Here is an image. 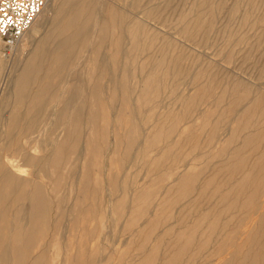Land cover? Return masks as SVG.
I'll use <instances>...</instances> for the list:
<instances>
[{
  "label": "rangeland",
  "instance_id": "obj_1",
  "mask_svg": "<svg viewBox=\"0 0 264 264\" xmlns=\"http://www.w3.org/2000/svg\"><path fill=\"white\" fill-rule=\"evenodd\" d=\"M205 1L100 0L107 12L95 53L68 60L61 51V64L49 44L30 84L36 99H6L0 132L20 152L29 147L23 135H48L45 148L30 150L43 160H15L32 178L33 199L17 190L0 209L1 222L49 207L46 218L32 216L39 237L32 255L42 261L28 264H264V0ZM25 57L0 74V95L13 90ZM8 141L0 138V150L12 151ZM2 250L0 264H17L2 260Z\"/></svg>",
  "mask_w": 264,
  "mask_h": 264
},
{
  "label": "bare ground",
  "instance_id": "obj_2",
  "mask_svg": "<svg viewBox=\"0 0 264 264\" xmlns=\"http://www.w3.org/2000/svg\"><path fill=\"white\" fill-rule=\"evenodd\" d=\"M49 1L50 0H48L47 1V3H46V5H45V7H44V9L42 10V12L39 14V16L37 17V19L35 20V22L33 23V25L30 27V29L23 35V37L14 45V46H12L10 49H9V52H7V53H2V54H4V55H2L1 54V56H3V57H1L0 58V74L3 72V71H5V69L7 70L8 68V71H9V73L10 72H14V71H16L17 70V66L19 65V64H21L22 62H23V59H24V57L28 54V59H27V61H26V63L25 64H27V67L26 68H24V69H22L21 70V75H18V76H16V77H14V79H12V80H14V83L12 84V91L11 92H3L1 95H0V110H1V108L3 107L2 105L4 104V103H7L6 102V99H8V97L10 98V97H14V99L16 100L15 102H20V100H21V98L23 97V96H28L29 98H31L33 101L36 99V94H38L37 92H32L31 90H34L35 89V87H32V86H30V84H31V82L33 83V84H35L36 83V77H35V72H37V74H38V71H40V68L38 69V66H40L39 65V62H38V59H42L43 58V56H45V54L43 55L42 54V52L44 53H46V51L48 52V45L49 44H51V43H54L53 45H54V48H53V51H54V55L56 56V57H58L57 58V60L62 64L63 62H64V56L62 57V53H61V51L63 52L64 51V53L66 52L67 53V55H68V60H71L72 58H73V56L78 52V51H83V52H87V53H95V51H96V48H97V46H99V44H100V28H101V25H102V23L105 21V18H103V17H101L102 15H105L106 13H105V11H106V8H107V5H103L102 3H100V0H99V2H98V0H95V4L94 3H92V5L94 4L95 5V7L93 8L92 7V5H91V2L90 1H88V0H51V2H50V4H49ZM94 1V0H93ZM92 1V2H93ZM121 1V0H120ZM123 1H125L126 2V0H123ZM128 1V0H127ZM102 2V1H101ZM204 2H206L205 0H204ZM208 2V1H207ZM104 4H106L105 2H104ZM53 6V8L55 9V13H54V15H53V17H52V20H51V22H49V20H48V22H46V20H44V19H46V17L43 19V17H44V15H45V12H47L46 10H47V8L48 7H50V6ZM93 5V6H94ZM104 6H105V8H104ZM52 7H50V9H51ZM49 9V8H48ZM54 9H53V11H54ZM204 9V8H203ZM115 10V9H114ZM109 11V10H108ZM107 12V11H106ZM113 12H115V11H113ZM112 12V13H113ZM118 13V12H117ZM120 14V13H119ZM49 15H50V13H49ZM109 15V14H108ZM114 15V14H113ZM118 15V14H117ZM107 16V15H106ZM106 16H104V17H106ZM110 17H111V15H110ZM118 17V16H117ZM49 18V17H48ZM106 19H108V18H106ZM117 19H119V18H117ZM188 19H189V22H191L190 21V18L188 17ZM201 19V18H200ZM110 20V19H109ZM187 20V19H186ZM185 20V21H186ZM198 21H199V19H197ZM115 21H116V19H115ZM197 21V22H198ZM200 23H201V21H199ZM106 23V22H105ZM116 23H117V21H116ZM120 23H121V21H120ZM125 23V22H124ZM184 24L186 23V22H183ZM182 23V24H183ZM107 24H108V21H107ZM122 24V23H121ZM197 24V23H196ZM195 24V25H196ZM105 25V24H104ZM118 25H119V23H118ZM125 25V24H124ZM123 25V26H124ZM194 25V24H193ZM194 25V26H195ZM201 25V24H200ZM186 26H188V22H187V25H185L184 27H186ZM192 26V25H191ZM190 26V24H189V27H186L188 30H189V28L191 27ZM127 27V26H126ZM125 27V28H126ZM124 28V27H123ZM128 30H130V29H128ZM127 30V31H128ZM187 30V31H188ZM58 31V32H57ZM131 31V30H130ZM184 32V31H183ZM182 32V33H183ZM188 32H190V30L188 31ZM58 33H59V36H61V39H60V41L57 43L56 42V39H59V38H57V35H58ZM123 33H126L125 31L123 32ZM129 33V32H128ZM191 33V32H190ZM189 33V34H190ZM127 34V33H126ZM185 34V33H184ZM186 34H187V32H186ZM185 34V35H186ZM127 35H129V34H127ZM187 36V35H186ZM128 39V38H127ZM58 41V40H57ZM56 42V43H55ZM127 43V42H126ZM1 45V44H0ZM46 46V47H45ZM51 46V45H50ZM154 46V45H153ZM1 47H2V45H1ZM16 47V48H15ZM3 48V47H2ZM15 48V49H14ZM51 48V49H52ZM164 49V48H163ZM165 50V49H164ZM2 51H3V49H2ZM52 51V50H51ZM100 51V50H99ZM12 53V54H11ZM81 53V52H80ZM41 55V56H40ZM39 56H40V58H39ZM47 56V55H46ZM46 56H45V58H46ZM48 56L50 57V53H48ZM55 56H53V57H55ZM27 57H25V58H27ZM167 57V56H166ZM159 58V57H158ZM161 58V57H160ZM176 59H177V57H175ZM174 59V58H173ZM176 59L174 60L175 62H176ZM48 60V59H47ZM90 60V59H89ZM161 60V59H160ZM163 60V59H162ZM169 60V59H168ZM168 60H166V61H168ZM171 60H172V58H171ZM178 60V59H177ZM61 61H63V62H61ZM173 61V60H172ZM25 62V61H24ZM165 62V61H164ZM164 62H163V64H164ZM169 62V61H168ZM178 62V61H177ZM59 63V65L58 64H56V66H61V64ZM166 63V62H165ZM173 65H175V63H173ZM177 65V64H176ZM24 66V65H23ZM164 67V66H163ZM165 68V67H164ZM175 68V66L173 67V69ZM63 71V70H62ZM34 72V76H33V73ZM19 73V72H18ZM30 74V75H29ZM84 77V76H83ZM56 78H59V77H56ZM64 78V77H63ZM80 78V77H79ZM78 78V79H79ZM84 78H86V77H84ZM39 79V78H38ZM99 79V78H98ZM76 80V79H75ZM81 79H79L78 80V82L80 81ZM83 80H85V79H83ZM86 81V80H85ZM98 81H100V80H98ZM76 82V81H75ZM81 82V87H82V80L80 81ZM84 82V81H83ZM77 83V82H76ZM76 83H73V85L72 86H74V84H76ZM96 83V82H95ZM99 83V82H98ZM87 84V83H86ZM100 84V83H99ZM99 84H98V86H99ZM77 87H78V85H76ZM80 86V85H79ZM86 86V85H85ZM98 86H97V88H98ZM38 88H41L42 87V85H38L37 86ZM75 87V86H74ZM73 87V88H74ZM100 87V86H99ZM71 88V87H70ZM70 88H69V90H70ZM78 89V88H77ZM82 89V88H81ZM98 90H99V88H98ZM85 91V90H84ZM86 91H87V88H86ZM74 91H72V93H73ZM71 93V92H70ZM80 93H84V92H80ZM90 93H91V91H90ZM79 94V93H78ZM97 94V93H96ZM48 96H49V93L47 94ZM71 96H72V94H70ZM75 95V93L73 94V96ZM86 95H88L87 93H86ZM70 96V97H71ZM72 96V97H73ZM77 96H80V95H77ZM76 95L74 96V98L75 97H77ZM82 96H84V95H82ZM82 96H81V99H82ZM69 97V96H68ZM72 97H71V99H72ZM85 97H87V96H85ZM84 97V98H85ZM46 98V97H45ZM73 98V99H74ZM79 98V97H78ZM84 98L82 99L83 100V102L85 101L86 102V99L84 100ZM264 98V97H263ZM13 99V100H14ZM81 99L79 100V99H77V100H79V102L81 101ZM98 99V98H97ZM96 99V100H97ZM29 100V99H28ZM75 100V99H74ZM76 100V101H77ZM89 100V99H88ZM262 100V99H261ZM13 102V101H12ZM25 102V101H24ZM45 102V101H44ZM43 102V103H44ZM88 102V101H87ZM77 103V102H76ZM258 104H259V102H258ZM10 105V104H9ZM85 105V104H84ZM260 105V104H259ZM6 106V105H5ZM46 106V105H45ZM85 106H87V104L85 105ZM7 108V107H6ZM23 108H24V106H23ZM83 108H85V107H83ZM258 108H259V106H258ZM10 109V108H9ZM38 109V108H37ZM77 110V109H76ZM86 110H87V108H86ZM38 111V110H37ZM21 112V111H20ZM43 112V111H42ZM41 112V113H42ZM70 112H71V110H70ZM76 112V111H75ZM84 112V111H83ZM33 113V112H32ZM31 113V114H32ZM81 113V112H80ZM3 114H1V116H2ZM21 116V115H20ZM17 120L19 121V119L17 118ZM41 120V119H40ZM26 122V121H25ZM31 122V121H30ZM258 122V121H257ZM256 122V123H257ZM76 123V122H75ZM19 124H20V122H19ZM18 124V125H19ZM25 125V124H24ZM23 125V126H24ZM40 125V124H39ZM259 125V124H258ZM4 127H5V124H1L0 123V129H4ZM19 127V126H18ZM261 127V126H260ZM264 127V126H263ZM12 128V127H11ZM38 128V127H37ZM23 129V128H22ZM39 129H40V127H39ZM17 130V129H16ZM15 130V131H16ZM37 130V129H36ZM35 130V131H36ZM261 129H259V131H260ZM32 131H34L33 129H32ZM35 131L34 132H32V133H28V134H25V135H23V137H24V139L23 140H25V145H28L29 147H28V150H26L25 148H22L21 149V152L18 150V147H20V143H18V142H16V140L15 139H12V136H10V135H7V134H4V132H0V138H4V139H8L9 141H8V144L7 145H9V146H11V148H12V151H9V150H6L5 151V149H4V151H2V148H1V150H0V209L2 208H5L4 207V205H5V199L6 198H8V197H10L9 195H12V194H15V193H17V190L19 191V195H17V196H19L20 198H26L27 200H29V199H33V197L31 196L32 195V193H31V195H29V192H30V189H28V187H29V185L31 184V180L30 179H32V178H29V179H24L23 178V175L21 174V171H22V173H24L25 174V172H23V170L24 169H22L21 170V165H17V164H15V160H17L19 157L18 156H21L22 157V159H23V162H25L24 163V165L28 162V159L29 158H31V157H37V156H35V155H33L32 154V151H30L31 149L32 150H34L35 151V149H37V148H40L41 147V145H42V147H43V141H45L44 139L46 138L47 140H48V138H47V136H45L44 134H42L40 131V133L41 134H38L37 136H34V137H31V135H33V134H35ZM38 131V130H37ZM36 131V132H37ZM8 132V131H7ZM39 132H37V133H39ZM43 132V131H42ZM252 132H254V131H252ZM252 132H250V133H252ZM21 133V132H20ZM255 133V132H254ZM260 133V132H259ZM258 133V134H259ZM247 134V133H246ZM245 134V135H246ZM257 133H256V135H258ZM12 135V134H11ZM20 135V134H19ZM19 135H17V136H19ZM255 135V136H256ZM259 135H262L261 133L259 134ZM258 135V136H259ZM16 136V137H17ZM45 136V138H43ZM255 136H253V137H255ZM15 137V136H14ZM22 137V138H23ZM50 137V136H49ZM21 138V139H22ZM259 139H258V142H260V136L258 137ZM50 140V139H49ZM263 140V139H262ZM55 141V140H54ZM54 141H53V143H54ZM48 142V141H47ZM51 142V141H50ZM256 143H257V141H255ZM42 143V144H41ZM49 143V142H48ZM5 144V143H4ZM252 144V143H251ZM250 144V147L252 146ZM255 144V143H254ZM258 144V143H257ZM262 144V143H261ZM50 145V144H49ZM238 145V144H237ZM239 145H240V143H239ZM44 146H45V144H44ZM245 146V145H244ZM261 146V145H260ZM2 147V146H1ZM23 147V146H22ZM239 147V146H238ZM253 147V146H252ZM251 147V148H252ZM258 145L256 146V148L258 149ZM262 147V146H261ZM5 148V147H4ZM43 148H45V147H43ZM236 148V147H235ZM247 148H249V146L247 147ZM255 148V147H254ZM253 148V149H254ZM24 149V150H23ZM42 149V148H41ZM252 149V150H253ZM23 150V151H22ZM38 150V149H37ZM36 150V151H37ZM44 150V149H43ZM45 150H47V148L45 149ZM233 150H234V148H233ZM239 150V149H238ZM246 150H248V149H246ZM245 150V151H246ZM259 150V149H258ZM242 153H244L243 151H244V149L243 150H240ZM236 152H239V151H236ZM250 152V151H249ZM260 152H262V151H260ZM260 152H258V153H260ZM17 153H19L18 155H16ZM234 153V152H233ZM246 153V152H245ZM253 154H256V153H254V150H253V152H252ZM240 154V153H239ZM45 155V154H44ZM236 155H238V153L236 154ZM258 155V154H257ZM40 156V155H39ZM50 156V155H49ZM49 156H47L48 158H49ZM238 156H241V155H238ZM237 156V157H238ZM252 156V155H251ZM249 157V160L252 158L253 160H252V162L254 161V156H252V157ZM44 156H40V157H37L35 160H37V159H42ZM233 157V156H232ZM17 158V159H16ZM45 158V157H44ZM43 158V159H44ZM32 159V158H31ZM42 159V160H43ZM230 159H231V157H230ZM230 159H226V160H224V163H226L228 160H230ZM236 159V158H235ZM235 159H233L234 161H235ZM244 159H245V157H244ZM255 159H257L256 157H255ZM30 160V159H29ZM42 160H40V161H42ZM47 160V159H46ZM232 160V161H233ZM247 160V159H246ZM246 160H244V161H246ZM258 160H260V161H258L259 163L258 164H260V166H262V167H264V153L261 155V158H259ZM226 161V162H225ZM243 161V163H245ZM18 162V161H17ZM22 162V163H23ZM48 162H49V159H48ZM236 162L238 163V161L236 160ZM247 162H249V161H247ZM250 162H251V160H250ZM19 163V162H18ZM33 163H35L34 161H33ZM41 163V162H40ZM46 163V162H45ZM229 163L231 164V166H232V163H235V162H230L229 161ZM241 164V166L243 165V167H244V165H246V167H247V165H248V163H246V164ZM21 164V163H20ZM38 164V163H37ZM256 164V163H255ZM258 164H257V166H258ZM32 165V164H31ZM27 166V165H26ZM25 166V167H26ZM36 166V165H35ZM229 166V165H228ZM230 166V167H231ZM233 166H235L234 164H233ZM238 166H240V164L238 165ZM240 166V167H241ZM251 166H253V164L251 165ZM250 166V167H251ZM256 166V167H257ZM230 167H227V168H230ZM240 167H238L239 169H241V171H242V168H240ZM24 168V167H23ZM40 168V167H39ZM235 168V167H234ZM237 168V167H236ZM249 168V167H248ZM258 168H259V166H258ZM255 169H257V168H255ZM254 169V170H255ZM42 170V169H41ZM229 170V169H228ZM246 170V169H245ZM253 170V171H254ZM259 170H260V168H259ZM25 171V170H24ZM236 171H237V169H236ZM235 171V172H236ZM240 170H238V172H239ZM257 171H258V169H257ZM256 171V172H257ZM261 172H262V169L260 170ZM255 172V173H256ZM264 172V171H263ZM263 172L261 173V174H263ZM233 173V172H232ZM250 173H252V172H250ZM254 173V174H255ZM240 174V173H239ZM243 174H244V172H243ZM257 174V173H256ZM255 174V175H256ZM230 175L232 176V174L230 173ZM241 175H242V173H241ZM235 176H236V174H235ZM254 176V175H253ZM252 175L250 176V177H253ZM257 176V178L260 176V175H256ZM255 176V177H256ZM30 177V176H29ZM241 177H243V176H241ZM241 177H240V179H241ZM255 177H253V178H255ZM252 178V179H253ZM35 178H33V180H34ZM252 179H249V181L250 180H252ZM257 180H259V179H257ZM248 181V182H249ZM254 181V180H253ZM252 182V181H251ZM257 181H256V178H255V183H256ZM260 182H261V180H260ZM244 183V182H243ZM253 183V182H252ZM37 184H39L38 182L35 184V185H37ZM42 184V183H41ZM190 184V183H189ZM189 184H185V185H189ZM242 184V183H241ZM247 184V183H246ZM245 184V185H246ZM251 184V183H250ZM33 185V184H32ZM32 185H31V187H32ZM46 185V184H45ZM183 186L182 187V189L184 188L185 189V187L186 186ZM260 185H261V183H260ZM40 186V185H39ZM38 186V187H39ZM43 185H41L40 187H42ZM190 186H191V184H190ZM189 186V187H190ZM262 186V185H261ZM171 187V186H170ZM173 187H175V186H173ZM172 187V188H173ZM245 187H247V186H245ZM250 187H251V185H249V189H250ZM255 187V186H254ZM168 188V187H167ZM43 189H44V187H43ZM48 189V188H47ZM177 189V188H176ZM176 189H174V190H176ZM181 189V190H182ZM186 189H187V187H186ZM184 190V191H187V190ZM253 189V188H252ZM258 189V191L261 189V187L259 186V188H257ZM32 190H33V188H32ZM168 190H169V188H168ZM167 190V191H168ZM171 190H173V189H171ZM180 190V192L182 193V191ZM263 190V189H262ZM47 191V190H46ZM164 191H166V189L164 190ZM244 191V190H243ZM251 191V190H250ZM173 192L174 191H172V193L171 194H173ZM189 192V191H188ZM264 192V191H263ZM35 193V192H34ZM164 193V192H163ZM170 193H169V195H170ZM178 193V192H177ZM181 193H179L181 196H182V194ZM185 193H187V192H185ZM249 193V192H248ZM165 194V193H164ZM167 194H168V192H167ZM176 194V193H175ZM258 195H259V193H257ZM47 195V194H46ZM46 195H45V197H46ZM169 195H167V196H169ZM180 195H177L178 196V198L176 199L177 201H178V199L181 197ZM249 195V194H248ZM262 195H264V193H262ZM13 196V195H12ZM48 196H50L49 195V193H48ZM180 196V197H179ZM15 197V196H14ZM13 197V198H14ZM176 197V196H175ZM175 197H173V198H175ZM184 197V196H183ZM37 198V195H35V199ZM182 198V197H181ZM180 198V199H181ZM185 198V197H184ZM179 199V200H180ZM183 199V198H182ZM9 200V199H8ZM7 200V201H8ZM10 200H11V197H10ZM46 200V199H45ZM45 200H44V202H45ZM15 201H16V199H15ZM15 201H13V202H15ZM25 201V200H24ZM175 201V200H174ZM174 201L172 200V202L171 203H174ZM177 201H175V202H177ZM26 202V201H25ZM9 203V202H8ZM18 203H19V201H18ZM263 203V202H262ZM16 204V203H15ZM20 204V203H19ZM23 204V203H22ZM32 204H33V200H32ZM46 205L47 204H45V206L43 205V207L42 208H39V210L37 211V212H35L34 214L35 215H37V216H39L40 218H46L45 216H46V212H45V210L47 209V207H46ZM171 205H173V204H171ZM5 206H7V205H5ZM15 206V205H14ZM20 206V205H19ZM18 206V207H19ZM28 206H30V205H28ZM126 206V205H125ZM9 207L10 206H8V209H9ZM25 207H26V205H25ZM262 207H263V205H262ZM23 208H24V206H23ZM28 208V207H27ZM46 208V209H45ZM49 208V207H48ZM17 209V208H16ZM15 209V210H16ZM26 209V208H25ZM24 209V210H25ZM14 210V211H15ZM24 210H22L21 212H20V214L18 215V216H16L14 219H11V218H8L7 217V215L6 214H4V212H3V216H5V217H3L2 218V220H1V222H0V237L2 238V241H3V244L2 243H0V248H3V252L1 253L2 255H1V259L2 260H5V261H11V260H15L16 262H17V264H26V261H27V259H29V258H31V261L33 262V263H35V262H41L42 260H41V258L39 257V256H36V254H34L36 257H33V250H34V247H35V241H37L38 239H39V237H37V235H35V231H36V229L34 230V225H35V223L37 222H34V220H33V217L32 216H34V214L32 215V216H27L26 217V214H29V213H26V212H24ZM261 210V209H260ZM11 211H12V209H11ZM30 211V210H29ZM28 211V212H29ZM47 211V213H48V209L46 210ZM258 211H259V209H258ZM262 211V210H261ZM260 212V211H259ZM259 212H258V214H259ZM2 213V212H1ZM90 213V212H89ZM255 213V212H254ZM12 214V213H11ZM90 214H94V213H90ZM89 214V215H90ZM258 214H256L255 215V218L257 217V215ZM14 215V214H13ZM48 215V214H47ZM92 215H90V217L92 216ZM94 216V215H93ZM126 216V215H125ZM259 216V215H258ZM13 217V216H12ZM124 218V217H123ZM252 218V217H251ZM254 218V217H253ZM259 218V217H258ZM126 219H128V218H126ZM257 219V218H256ZM123 220V219H122ZM158 220V219H157ZM250 220H252V219H250ZM261 221H263L264 220V217H262L261 219H260ZM252 221H255V220H252ZM260 221V222H261ZM154 222H156V221H154ZM130 223V221H128V222H126V224H129ZM125 224V225H126ZM148 224H152L151 222H149ZM165 224V223H164ZM51 225V224H50ZM133 225V224H132ZM261 225V224H260ZM124 226V225H123ZM249 226V225H248ZM251 226V225H250ZM249 226V227H250ZM256 226H258V224L256 225ZM263 226V225H262ZM130 227H132L131 225H130ZM249 227H248V229L247 230H249ZM257 228V227H256ZM261 229H262V227H261ZM263 229H264V226H263ZM48 230V229H47ZM47 230H45V231H47ZM255 230V229H254ZM259 229H257V231H258ZM254 232V231H253ZM252 232V233H253ZM256 232V231H255ZM259 232H261V230L259 231ZM258 232V233H259ZM264 232V231H263ZM47 233V232H46ZM244 233H246V232H244ZM257 233V232H256ZM239 237V236H238ZM253 238V237H255L254 236V234H253V236H250V238ZM38 238V239H37ZM252 238L250 239V240H252ZM41 239V238H40ZM43 239H47L46 237L45 238H43ZM236 244V243H235ZM240 244V243H239ZM242 244H243V242H242ZM242 244H240V245H242ZM246 245V244H245ZM244 245V246H245ZM236 246V245H235ZM234 247V246H233ZM239 247V246H238ZM45 248V247H44ZM43 248V249H44ZM46 249H47V247H46ZM41 250H42V248H41ZM45 250V249H44ZM37 251V250H36ZM114 251V250H113ZM39 253L38 254H40V252L41 251H38ZM48 252V251H47ZM155 252V251H154ZM49 253V252H48ZM47 253V254H48ZM114 254H115V252H113ZM152 252H150V254H151ZM68 254V253H67ZM112 254V253H111ZM147 254V253H146ZM149 254V255H150ZM153 255V254H152ZM152 255H151V257H152ZM63 256V255H62ZM144 256V255H143ZM233 256V255H232ZM48 257H49V255H48ZM61 257V256H60ZM63 257H65V256H63ZM63 257H61V258H63ZM144 257H146V256H144ZM150 257V256H149ZM34 258V259H33ZM43 258V257H42ZM68 259V258H67ZM148 259V258H147ZM46 260V259H45ZM116 260V259H115ZM29 261V260H28ZM27 261V264L29 263ZM216 261V260H215ZM149 262V261H148ZM222 262V261H221ZM229 262V261H228ZM10 263V262H9ZM8 263V264H9ZM13 263V262H12ZM61 263V262H60ZM141 263V262H140ZM43 264V263H42ZM49 264V263H48ZM66 264V263H65ZM142 264V263H141ZM221 264V263H220ZM224 264V263H223Z\"/></svg>",
  "mask_w": 264,
  "mask_h": 264
},
{
  "label": "built area",
  "instance_id": "obj_3",
  "mask_svg": "<svg viewBox=\"0 0 264 264\" xmlns=\"http://www.w3.org/2000/svg\"><path fill=\"white\" fill-rule=\"evenodd\" d=\"M48 0H0V44L5 51L30 29Z\"/></svg>",
  "mask_w": 264,
  "mask_h": 264
}]
</instances>
